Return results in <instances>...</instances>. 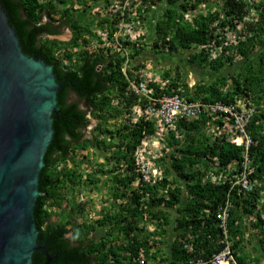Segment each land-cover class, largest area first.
I'll list each match as a JSON object with an SVG mask.
<instances>
[{
  "label": "trees",
  "instance_id": "1",
  "mask_svg": "<svg viewBox=\"0 0 264 264\" xmlns=\"http://www.w3.org/2000/svg\"><path fill=\"white\" fill-rule=\"evenodd\" d=\"M124 2L113 5L118 12L110 9L93 22L88 0H0L24 53L52 66L62 84L34 209L38 242L49 257L37 251L32 264H212L209 260L227 243L239 264H264V0H221L218 6L210 0H132L138 5L133 24L146 32L134 43L129 35L114 38L122 11L129 17L132 9ZM64 27L72 30L70 40L50 37ZM151 49L163 54L151 62L164 67L168 55L178 51L187 53L188 67L195 66L190 72H204L192 86L187 70H162L164 86L148 80L155 97L178 93L202 103L244 97L252 104L245 127L252 143L246 151L226 139L211 142L202 132L211 118L201 110L198 119L177 122L175 130L185 137L172 131L170 137L180 145L169 166L161 167L164 175L144 178L134 152L151 123L123 110L149 101L131 81L143 78L140 71L148 67ZM173 59L181 69L180 56ZM151 68L157 78L160 67ZM88 113L97 119L92 136L86 135ZM110 120L116 123L111 126ZM87 147L118 155L115 164L96 163L97 170L85 178L95 185L109 173L101 192L112 196L110 211L83 197L88 186L77 150ZM206 159L207 171L190 172ZM208 162H216L212 171L218 168L215 173L225 179L207 180ZM239 171L255 184L252 190L235 184ZM227 201L232 207L224 232L217 215ZM256 209L253 223L260 232L251 234V250L243 253L245 232L251 231L246 217H254Z\"/></svg>",
  "mask_w": 264,
  "mask_h": 264
},
{
  "label": "water",
  "instance_id": "2",
  "mask_svg": "<svg viewBox=\"0 0 264 264\" xmlns=\"http://www.w3.org/2000/svg\"><path fill=\"white\" fill-rule=\"evenodd\" d=\"M61 86L52 66L24 53L0 5V264H32L37 251L49 257L34 209Z\"/></svg>",
  "mask_w": 264,
  "mask_h": 264
},
{
  "label": "clouds",
  "instance_id": "3",
  "mask_svg": "<svg viewBox=\"0 0 264 264\" xmlns=\"http://www.w3.org/2000/svg\"><path fill=\"white\" fill-rule=\"evenodd\" d=\"M122 1L123 0H116L115 4H117V3L119 4ZM244 1H247V0H244ZM219 2H221V0H210V2H208V3L209 4L212 3L216 6H218L217 3H219ZM124 4H125V2H124ZM129 4L131 5V8H132L130 13L128 14L129 17H127V15L125 16L124 11H122L123 16L120 18V19H122L121 21H123L125 23H126L125 19H127V22L131 21L133 23L132 19H133V16L135 14V11L137 9L136 7L138 6L137 4L133 5L132 0L129 2ZM202 7H204V4H202ZM44 17L45 18H43V20H45V21L48 20L47 15H44ZM134 29L136 31L140 32V34H141L140 37H144V34L146 33L145 31L143 32L142 29H137L135 25H134ZM69 30L72 33V30L70 28H69ZM135 30H133V31H135ZM58 35L59 34H54V35L51 34L50 37L59 39L60 35L59 36ZM139 38H138V40H139ZM131 42L134 43V41H132V40H131ZM195 48L199 49L201 47L196 46ZM150 69H152V68L150 67ZM142 72H143V70H142ZM155 79H156L157 83H161L162 86H164V83L161 80L162 79L161 75H157V78H155ZM195 83L191 84V82H190V85L194 86ZM167 94H174V93H166V95ZM152 95L154 96L153 91H152ZM218 101H220V100H218ZM218 101L204 102V103H215ZM220 102H223L225 106L226 105H235L238 110L250 111L251 114L249 116V119L254 112V108H253L252 104L244 97L238 98L235 102H226V101H220ZM123 111L125 112V114H127L130 117H132L133 119H137V120L140 117L144 116L145 119L147 121H150V123H151L150 124L151 132H149L147 135H145L143 137V139L141 140V142L135 147L134 156L136 157L135 163H136L138 170L142 172V168L147 169L146 172H148L150 174V178L148 180H150L152 178L163 176L164 174H163V170L161 167H163L164 165L169 166V164L172 162L171 155L173 153H176L175 151L178 150L177 148L180 145V144L174 143L172 137H170V136L172 134V131L177 128L176 127L177 122L182 121L183 119L182 118H178V119L175 118L172 122H165V120L161 119V117L159 115H156L155 112H148L146 104H145V106H143L142 104L131 105L130 107H127V109H124ZM90 114L91 113H88L89 119H90ZM124 117H126V116H124ZM205 118L206 119L211 118V120H209L207 125L203 128L204 130L202 132L210 139L211 142H214L218 139L225 141V139H226L227 141H230L231 143H233L237 146H244L245 151L251 145L252 139L250 137L249 131L245 130V132L242 133L239 130V128L235 122V118L232 117L230 113L224 112L222 110L221 112H219L216 115H210V114L206 115ZM184 120H187V119H184ZM220 122H222V124ZM246 126H247V124L245 125V127ZM175 131H176V135H175L176 137H182V139H183V137H185L183 131H180V130L179 131L175 130ZM248 140H249V142L247 143ZM188 144H189V141L184 143L183 145L186 146ZM244 156H246V152L244 153ZM211 160H212V158L210 159V161ZM207 161H208V159H206L204 163H197V164L193 165L192 169H190V172H198V171L206 170ZM208 164H209V162H208ZM216 165H217L216 162L208 165V171L209 172L207 173V180L209 179L210 182H213V183H219L221 181V179H225V177L222 176L221 174L215 173L218 170V168H217V170L212 171L213 167H210V166H216ZM228 172H230V171H228ZM245 179H247V181ZM235 184H238L239 186H241L245 190H252L253 187L255 186V184H253L252 181H250L249 178L246 177L245 172H243V171H239L237 178L235 180ZM231 207H232L231 203L227 201L225 205H223L219 208V212L217 215L221 219V222L219 224L222 227L224 232H225L226 227H227V218L230 214V208ZM224 209H226V213L224 214V216H221V215H223ZM257 211L258 210L256 209L253 213L254 217L253 216L249 217V215L246 217L247 225L249 226L247 228H249L251 231L245 232V239L248 242L246 245H248V246L247 247L244 246L241 249V251H243V253L245 252V249L251 250V246H252L251 240H253V238L251 237V234L256 235V234H258V232H260V229L258 227H257L258 230H255L256 232H253V230L251 228L252 225H250L251 219H253V220L257 219V218H255ZM226 239H227V237H226ZM209 262L212 264H239V262L236 261V258L231 251L229 243H227L220 252L216 253L209 260ZM197 263H203V261L199 260V261H197Z\"/></svg>",
  "mask_w": 264,
  "mask_h": 264
},
{
  "label": "rangeland",
  "instance_id": "4",
  "mask_svg": "<svg viewBox=\"0 0 264 264\" xmlns=\"http://www.w3.org/2000/svg\"><path fill=\"white\" fill-rule=\"evenodd\" d=\"M115 2H116V0H110V1L109 0H96L95 2L93 0H88V4L87 5H90V4L92 5L91 6L90 15H89L90 17H92L91 20L94 22V20L96 21V20L102 18L103 16L107 15V13H108V11H110V9L113 12H118L119 8L118 9H116V8L113 9L112 8V7H114L113 5L115 4ZM106 5L109 6V9L106 7ZM202 8H205V7H202ZM198 9H201V8L199 7ZM198 9H195V12H197ZM80 10H81V8H80ZM121 20L122 19H120V26L122 25L121 23L123 22ZM125 21L127 23V19H125ZM138 26H140L139 23L137 24L136 28L142 29L143 32L145 31V29L143 27H138ZM99 28L100 27H98V30H100ZM128 30L133 31L134 30V25L132 26V28H129ZM137 32L140 33L139 31H133L132 35H134ZM59 35H58L59 39H61V40H69L71 38V36H72V33H71V31L69 30L68 27H64ZM229 35H230V37H232V34H229ZM147 54L150 55V56H148L150 58V60L149 59L146 60L145 63H147L146 66H148V67H144L143 71L149 70L150 67L155 66V64H156V66L160 67V68L157 69L158 70L157 75H160L162 73V70H165V69H168V68H170L172 70V73L178 72V70L182 71L184 69V70H187V76H188L191 84H194L197 81V79L201 78V76H199V75L201 73H204L203 70H201V69L198 70L199 73H200L198 76L195 75L194 73L190 72L192 69H195V66H193V64H192L190 67H188L189 63H188V60H187V56H188L187 53H182V52H177V51L174 53V55L180 56V60H179L178 64L181 63V66H182L181 69L180 68L178 69L176 67L175 59H173L174 55H168L169 59H167L168 61L166 60V64L163 67V65H160L159 61L151 62L152 58H154V59L157 58L160 53L158 54L156 51H153L151 49L150 51H148ZM160 55H163V54L161 53ZM204 77L209 79V77H212V76H210L209 73H205ZM90 120L91 121H90V123H89V125H88V127L86 129V135H88V136H92L93 130H94V128L97 125V119L94 118L91 114H90ZM115 123H116L115 120H110V122H109V124L111 126H113ZM99 150L100 149L97 150L94 147H87L86 149L80 148V149L77 150V152H78L77 155L80 158V161H79L80 168H81V170L83 172V179L86 181L85 182V186H88L87 190L83 191V193H84L83 197L84 198L88 197L89 199H91L96 205H98L97 207L99 209L101 208V206H103V207L105 206L107 208V210L110 211V209H108V208H110L108 202H110V200L112 199V196L110 194L106 195V193L101 192V188H104L105 185H106L105 183L109 182L108 178H107L109 173L107 172L106 174H102L101 179H99V181H97V184H95V185H93L87 179H85L86 178V174L88 172H94L95 170H97L96 165L98 163L101 164V163L104 162V163L107 164V166L109 164L112 165L111 163H113V164L116 163L118 155H117L115 150H113V149H105V151H104L105 154L104 155H102V153H101L102 150L101 151H99ZM96 177H97V175H96ZM107 196H108V198L105 199ZM92 201H91L90 205L94 204ZM256 220H253V219L250 220L251 221L250 225H252L251 228H252L253 232H256L255 230H258L257 227L253 223Z\"/></svg>",
  "mask_w": 264,
  "mask_h": 264
},
{
  "label": "built area",
  "instance_id": "5",
  "mask_svg": "<svg viewBox=\"0 0 264 264\" xmlns=\"http://www.w3.org/2000/svg\"><path fill=\"white\" fill-rule=\"evenodd\" d=\"M131 0H125V5L128 4ZM122 25L114 32L115 40H120L122 36L129 35L130 40L136 42L138 38L141 36L140 33H135L132 35V31L128 30L132 28L134 25L132 22H122ZM135 30V29H134ZM136 31V30H135ZM144 70V69H142ZM142 70L140 72H142ZM152 69L143 71V78L137 83L135 81H131L132 89L141 97H146L149 101L146 103L148 112H155L156 115H159L161 119L165 120V122H172L175 118L182 119H194L199 118V112L201 110L207 111L210 115H216L222 110L224 112H228L232 117L235 118V122L239 128V130L244 133L245 125L248 122L249 116L251 114L250 111L246 110H238L235 105H224L223 102H215V103H201L198 101H188L182 98L179 94H163L158 97H154L152 95V90L148 86L149 81H156L155 77H153ZM249 140L247 141V143ZM147 169L142 168V172L144 174L145 179L150 178V174L146 172ZM247 181V179H245ZM249 182V181H248ZM226 213V209L223 210V215ZM141 259H144L143 255Z\"/></svg>",
  "mask_w": 264,
  "mask_h": 264
}]
</instances>
